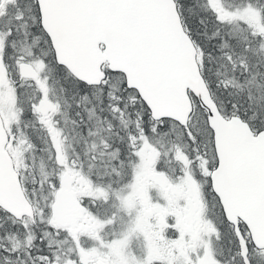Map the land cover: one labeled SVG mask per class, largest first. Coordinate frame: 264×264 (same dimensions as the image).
I'll return each instance as SVG.
<instances>
[{
	"label": "snow or ice",
	"instance_id": "snow-or-ice-1",
	"mask_svg": "<svg viewBox=\"0 0 264 264\" xmlns=\"http://www.w3.org/2000/svg\"><path fill=\"white\" fill-rule=\"evenodd\" d=\"M0 264H264V0H0Z\"/></svg>",
	"mask_w": 264,
	"mask_h": 264
}]
</instances>
